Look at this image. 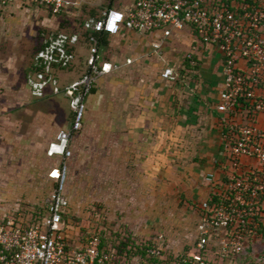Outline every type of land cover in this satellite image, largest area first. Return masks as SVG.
Segmentation results:
<instances>
[{"label":"rangeland","instance_id":"1","mask_svg":"<svg viewBox=\"0 0 264 264\" xmlns=\"http://www.w3.org/2000/svg\"><path fill=\"white\" fill-rule=\"evenodd\" d=\"M70 1L73 4L59 16L41 8L4 9L0 5V75H9L11 69L13 85L16 77L28 83L38 71L35 64L44 45L63 37L70 40L75 34L82 36L83 23L95 18L93 12L101 17L110 10L113 0ZM118 1L125 9L135 5L134 0ZM150 41L148 38L147 42ZM90 51V44L82 41L63 74L72 79L82 78ZM117 56L121 57L120 53ZM164 66L160 65L154 73L160 75ZM68 99L55 96L34 101L32 95L19 99L15 90L0 94V106L9 107L6 113H0L8 118L9 124L8 137L0 139V223L14 222L29 227L40 222L48 213L56 184L49 173L66 162L68 209L64 221L72 251L80 250L97 235L104 241L107 264H141L140 253L133 249L148 245L156 246L170 264L177 263L184 255L198 256L195 248L198 210L187 208L183 200L180 202V168L183 167L180 159L169 162L173 165L170 173L162 178L153 176L147 171L144 157L133 160L123 153L125 159H121L120 150L109 135L112 130L103 129L98 135L86 125L74 135L72 156L66 161L49 158V148L34 143L33 129L29 131L28 127L36 120L37 110L44 111L47 119L55 111L56 133L70 126L73 115ZM21 103L24 105L19 108ZM22 120L26 123L25 133L29 134L23 145L17 141L15 129L17 121ZM165 187L167 192L163 191ZM208 258L216 260L211 254ZM239 264H264V245L243 256Z\"/></svg>","mask_w":264,"mask_h":264},{"label":"built area","instance_id":"2","mask_svg":"<svg viewBox=\"0 0 264 264\" xmlns=\"http://www.w3.org/2000/svg\"><path fill=\"white\" fill-rule=\"evenodd\" d=\"M72 4L70 0H0L3 7H37L59 16ZM96 33L119 35L123 29L141 33L174 32L191 27L205 45L216 46L224 58L223 90L218 111L221 117L220 145L223 158L217 170L204 177L209 198L199 205L195 248L213 252L218 264H236V258L264 245V0H137L126 11L107 10L98 20L86 25ZM87 71L65 88L70 100L72 121L58 132L50 144V157L72 156L70 143L82 128L87 99L97 80L111 72V64L99 63L98 40ZM160 49L159 44L154 45ZM55 46L39 55L55 56ZM187 59L195 65L193 54ZM174 69L162 73L174 78ZM43 77V76H41ZM67 163L52 172L56 180L50 195L48 213L29 227L13 222L0 223V264H105L100 240L92 238L80 250H69L64 215ZM160 254V251H152ZM188 264H208L196 256Z\"/></svg>","mask_w":264,"mask_h":264},{"label":"crops","instance_id":"3","mask_svg":"<svg viewBox=\"0 0 264 264\" xmlns=\"http://www.w3.org/2000/svg\"><path fill=\"white\" fill-rule=\"evenodd\" d=\"M134 1L136 3L137 0ZM110 4L113 9L127 10L118 0ZM93 21L95 18L85 23ZM89 36L92 37L87 36L85 30L82 36L75 34L70 40L63 37L50 43L49 50L53 46L57 49H54L55 56L51 57L50 53L46 58L39 56L46 51L38 54L35 66L38 69L44 62L45 70H35L37 73L28 79L27 85L18 77L13 79V85V72L9 69V75H0V94L15 90L17 98L25 99L32 95L34 101L65 96V88L78 79L66 77L63 72L68 70L82 41L90 44L91 54L94 44ZM148 38H151L150 42H147ZM155 44L161 48L155 49ZM118 53L121 57L117 56ZM188 54H193L195 65L187 59ZM98 57L101 66L107 63L113 68L97 80L98 84L88 97L83 127L86 125L98 135L103 129L112 130L109 135L118 146L121 159H125L121 156L123 153H128L133 160L144 157L147 171L156 177L162 178L170 173L173 165L169 162L180 159V164L183 162L180 168V202L183 200L187 208L198 210L195 213L199 219V205L210 196L204 177L218 169L216 162L224 155L220 145L222 114L217 109L224 84L223 56L216 46L203 44L188 27L174 32L170 38L161 33L123 29L117 36H109L104 46L99 47L98 42ZM160 65H165L163 70L168 67L174 69L172 80L162 78L164 71L160 75L154 73ZM9 85L11 88L8 90ZM21 104L19 108L24 105ZM8 109V106L1 105L0 113H6ZM37 114L28 130L33 129L34 143L47 150L58 134L55 111L49 113L52 116L48 119L44 111L37 110ZM2 116L0 139L9 135L8 118ZM25 124L23 120L15 124L16 138L22 145L29 135L25 133ZM48 156L63 159L61 156ZM52 172L54 170L50 176ZM163 191L167 192L168 188Z\"/></svg>","mask_w":264,"mask_h":264},{"label":"trees","instance_id":"4","mask_svg":"<svg viewBox=\"0 0 264 264\" xmlns=\"http://www.w3.org/2000/svg\"><path fill=\"white\" fill-rule=\"evenodd\" d=\"M109 7H111L110 9H113L112 8L113 6H111V4H110ZM92 16L95 17V20H98L100 18V17H96V13L95 12H93ZM83 27L84 28L86 27V23H83ZM85 30H86V35L87 36L88 35H92L93 37H95L98 40L99 47L104 46L107 43V41L109 39V36H110L107 33H96L95 31L92 32V30L90 28L88 29L87 27H86ZM90 37L91 36H89V38ZM49 47H50V43L44 45L42 47V51H46ZM44 68H45V64L43 62V63H41V65H39L38 69L37 68L36 69L38 71H41V70H45ZM65 217H66V214L64 215V219H65ZM15 225H18V223H15ZM92 238H98L100 240L101 254H102V256L105 257V254H107V252L104 249V241L101 240L100 237L97 236V235L96 236H92L90 239H92ZM89 240H88V242H89ZM68 249L71 250L70 246H68ZM133 250H135V251L138 250V252L140 253V255H141L140 263L141 264H170L169 261H167L164 258H162L161 251H160L159 255L152 253V251L156 250V246H154V245H148L147 247H143V248L137 247V248H134ZM156 251H159V250H156ZM208 254L214 255L216 260H210L208 258ZM198 256L200 258H202V259H205L208 262V264H218V262H219V257H217L214 254V251L210 252V253H208L206 251H201V252H199ZM195 257H196V255H191V254L181 256L180 259L177 260V263L175 262V264H188V263L185 262V260H194ZM242 257L243 256H240V257L236 258V260H235L236 264H239V261H240V259ZM106 262L107 261H106V257H105V264H107Z\"/></svg>","mask_w":264,"mask_h":264},{"label":"water","instance_id":"5","mask_svg":"<svg viewBox=\"0 0 264 264\" xmlns=\"http://www.w3.org/2000/svg\"><path fill=\"white\" fill-rule=\"evenodd\" d=\"M68 101H69V104H70V100L68 99Z\"/></svg>","mask_w":264,"mask_h":264}]
</instances>
